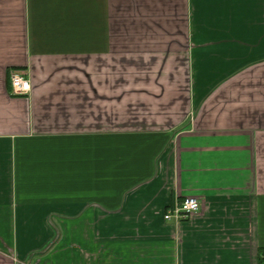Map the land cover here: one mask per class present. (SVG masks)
<instances>
[{"label": "crops", "instance_id": "0c3cea01", "mask_svg": "<svg viewBox=\"0 0 264 264\" xmlns=\"http://www.w3.org/2000/svg\"><path fill=\"white\" fill-rule=\"evenodd\" d=\"M261 250L264 0H0V264Z\"/></svg>", "mask_w": 264, "mask_h": 264}, {"label": "built area", "instance_id": "2783aa9c", "mask_svg": "<svg viewBox=\"0 0 264 264\" xmlns=\"http://www.w3.org/2000/svg\"><path fill=\"white\" fill-rule=\"evenodd\" d=\"M11 85L13 92L17 95L27 94L31 91L30 81L19 72L11 76ZM201 209V201L193 196L186 197L180 203L168 208L164 214L167 221L181 222L190 218Z\"/></svg>", "mask_w": 264, "mask_h": 264}, {"label": "trees", "instance_id": "16d2710c", "mask_svg": "<svg viewBox=\"0 0 264 264\" xmlns=\"http://www.w3.org/2000/svg\"><path fill=\"white\" fill-rule=\"evenodd\" d=\"M261 261H264V250H261Z\"/></svg>", "mask_w": 264, "mask_h": 264}, {"label": "rangeland", "instance_id": "374dc122", "mask_svg": "<svg viewBox=\"0 0 264 264\" xmlns=\"http://www.w3.org/2000/svg\"><path fill=\"white\" fill-rule=\"evenodd\" d=\"M13 73H16V72H13ZM20 73V72H19ZM28 79V78H27ZM29 80V79H28ZM30 81V80H29ZM20 95H24V94H20Z\"/></svg>", "mask_w": 264, "mask_h": 264}]
</instances>
